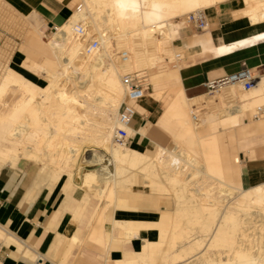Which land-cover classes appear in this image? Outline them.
Returning <instances> with one entry per match:
<instances>
[{"label":"bare ground","instance_id":"6f19581e","mask_svg":"<svg viewBox=\"0 0 264 264\" xmlns=\"http://www.w3.org/2000/svg\"><path fill=\"white\" fill-rule=\"evenodd\" d=\"M220 1L81 0L47 41L55 59L49 51L39 62L25 56L1 76L0 170L34 162L35 183L47 188L62 183L66 192L78 187L75 219L95 200L93 225L86 233L96 244L156 229V240H140L137 251L114 264H264V182L247 188L229 183L217 137L218 129L234 128L241 115L264 104V77L247 91L238 85L217 90L222 98L247 101L215 114L217 127L206 115L194 118L190 108L191 102H207V93L188 98L181 90L155 122L168 137L165 144L148 154L113 142L123 102L121 78L131 72L132 57L140 68L156 64L159 58L151 56V44L156 38L170 39L171 18ZM244 1L253 2L247 10L252 19L264 18V0ZM78 26H83L84 37L76 33ZM93 35L99 42L87 53L84 44ZM122 50L128 53L125 62L118 55ZM38 75L45 83L34 79ZM263 121L258 126L263 128ZM127 133H133L130 126ZM139 184L148 190L135 189ZM116 209L155 210L160 218L119 221L112 217ZM105 219L111 222L110 231L104 229ZM77 241L73 236L69 243Z\"/></svg>","mask_w":264,"mask_h":264},{"label":"crops","instance_id":"0c3cea01","mask_svg":"<svg viewBox=\"0 0 264 264\" xmlns=\"http://www.w3.org/2000/svg\"><path fill=\"white\" fill-rule=\"evenodd\" d=\"M0 1L3 2L0 15L7 13L9 19L17 15L28 16V22L36 27V22H32L30 17L41 20L47 26H58L77 8L75 0ZM251 3L247 5L243 0H222L212 5L203 11L208 24L205 30L195 29L184 19L179 21L177 28V24H174L171 36L179 51L175 53L178 66L152 74L150 98L143 96L132 101V104L135 103V115L129 125L133 129L129 146L152 152L158 144L168 141L167 135L155 126V122L181 90L188 98L202 95L204 93L200 91L205 88L206 81L219 79L241 67L252 69L257 81L264 77V37L261 36V33L264 34V18H251L247 13ZM23 46L26 55L32 59L36 56L41 58L48 52L35 36H29ZM24 57L22 52L14 51L10 61L20 63ZM156 92H161L159 99L152 97ZM256 110L261 116L253 113L254 119L250 120L247 111L239 117V125L229 129L220 128L217 132L226 178L229 183L241 188L264 182V145L255 151L247 149L257 140L264 141V124L263 128L262 125L258 126L264 120V104L257 106ZM245 148L250 152V159L244 165L248 167L246 173L238 156L239 149ZM36 173L37 165L34 162L5 166L0 170V264H114L113 260H120L125 254L137 251L143 239L156 240V229H140L129 240L111 239L107 245L91 242L87 233L93 225L91 215L96 201L89 200L80 217L75 219L74 208L80 192L63 191L62 183L52 186L53 189L37 184ZM158 212L116 209L112 217L119 221H156L160 218ZM110 227V220L105 219L104 229L110 231ZM4 236L12 241L8 242ZM69 236H76L81 242L70 244Z\"/></svg>","mask_w":264,"mask_h":264},{"label":"rangeland","instance_id":"374dc122","mask_svg":"<svg viewBox=\"0 0 264 264\" xmlns=\"http://www.w3.org/2000/svg\"><path fill=\"white\" fill-rule=\"evenodd\" d=\"M76 5L81 3V0H75ZM2 1H0V5H2ZM205 11V9H203ZM70 16V15H69ZM183 14L180 16H176L171 18L168 21L167 24V28L169 29L168 33L171 36V31L172 28L174 26V24H177L175 28H177L180 24V20L183 19ZM30 20L32 22H36L37 26H33L28 22V16L26 17H22L17 15L16 17H11V19H9L8 14L7 13H2L0 15V79L2 78L1 76L4 74L5 69L8 68V66L10 65H18L20 63H15L13 64L10 61V57L12 55V53L14 51H20L23 53V56H27L26 53L24 52V42L26 41V39L29 36H35L38 37L42 43L45 45V47L48 49L49 53V47L47 44L48 39H50V37L52 36V33L54 32L53 29H50V26H47L45 23H42L41 20L37 19V18H32L30 17ZM34 20V21H33ZM81 23V22H80ZM11 27V28H10ZM177 30V29H176ZM40 31V32H39ZM176 36V35H175ZM98 38L96 35L91 36L90 38V42L92 41H97ZM127 40V41H126ZM132 38L128 39H124V42L127 43L128 41L131 42ZM99 42V40H98ZM151 49L150 54L153 55L154 57L158 56V60L157 63L154 65H148V66H144L141 67L138 65V63L135 62L134 57H132V64L130 65L129 69L130 71H138V70H144L145 71V83L147 84V87L144 91V96L145 97H149V92L151 91V87H152V83L150 81V77L152 74L154 73H158L159 70L161 69H176L178 66V63L176 61L175 58V53L179 52L177 50V48L174 45V38L172 40V36L170 37L169 40H164L162 38H156L153 40V43L151 44ZM68 50V48H67ZM159 54V55H157ZM50 57L52 59H55V56L53 54L50 53ZM36 61H40L41 58L40 56H36L35 59ZM124 74V72H123ZM42 75H38V76H34V79L36 81H38L39 83H45L44 77H41ZM91 82H89L88 84H90ZM220 92L221 91H215L214 93H207L206 88L202 89L200 91V93H207V97L209 100H207V102L203 103H196V102H191V110L192 112H194L195 114L199 115H206V119H212L214 120V122H216V127L218 125V120L219 114H222L224 112V109L227 107H229L230 105H243L245 104L247 101L246 100H241V98L237 97V96H232L231 98H222L220 97ZM238 93H236L237 95ZM126 102L125 96H124V91H123V102L120 104L118 110L120 109L121 105ZM135 103H133L132 105L134 106ZM251 110L248 112V119L253 120V113H255L256 115L261 116L259 113H257L258 111L256 110V107L253 106L250 108ZM118 114V113H117ZM215 114H218L217 116H215ZM245 114V113H244ZM262 114H264V112H262ZM114 143H117L115 141V139H113ZM264 145V141L261 140H257L254 142V144L247 148L250 149V151H255L256 148H259L261 146ZM125 146H129V144L127 143ZM93 148V146H91ZM86 149V146H85ZM154 149V148H153ZM152 149V150H153ZM97 150H101L99 148H97ZM144 151V150H143ZM88 153H90V151H85L84 155H88ZM148 154H151V152H148ZM107 157L109 158V154H107ZM238 156L240 159V163L243 164V171L244 173L247 172L248 167L244 166L250 159V152L246 151L245 149H239L238 152ZM108 168L113 171V166L112 164L108 165ZM193 186V185H192ZM55 187V186H54ZM135 189L137 190H148L147 188H143L141 187V184L134 186ZM53 189V187L51 188ZM50 189V190H51ZM74 191L80 192L81 190L78 189V187H74ZM166 197V199H163V201H168L167 197L168 196H164ZM169 198V197H168ZM170 206V205H169Z\"/></svg>","mask_w":264,"mask_h":264},{"label":"built area","instance_id":"2783aa9c","mask_svg":"<svg viewBox=\"0 0 264 264\" xmlns=\"http://www.w3.org/2000/svg\"><path fill=\"white\" fill-rule=\"evenodd\" d=\"M79 4L77 5V7ZM185 23L193 26L197 30H205L207 28V20L204 15L203 10H195L189 12L183 16ZM50 29L55 30V25H51ZM76 33L79 36L84 37L83 26H78L76 28ZM86 52H90L91 49L96 48L97 41H88L85 44ZM121 61L125 62L128 58V53L126 50H122L119 54ZM177 58V56H175ZM122 84L124 86V96L126 102H124L116 117L117 127L115 128L114 139L118 144L126 145L130 136L127 133V127L132 123L133 117L135 115V110L133 109L132 101H137L144 96V91L147 87L145 83V71L138 70L132 72H125L122 75ZM256 84V75L252 69L248 67H241L238 70L229 73L216 80H208L204 83V87L207 93H214L215 91L221 89L222 87L228 85H238L242 91L250 90ZM194 113V112H193ZM194 118L196 114L194 113Z\"/></svg>","mask_w":264,"mask_h":264}]
</instances>
